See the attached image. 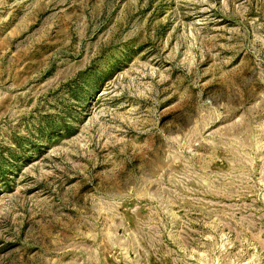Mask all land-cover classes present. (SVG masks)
Masks as SVG:
<instances>
[{
  "label": "rangeland",
  "instance_id": "374dc122",
  "mask_svg": "<svg viewBox=\"0 0 264 264\" xmlns=\"http://www.w3.org/2000/svg\"><path fill=\"white\" fill-rule=\"evenodd\" d=\"M0 264H264V0H0Z\"/></svg>",
  "mask_w": 264,
  "mask_h": 264
}]
</instances>
